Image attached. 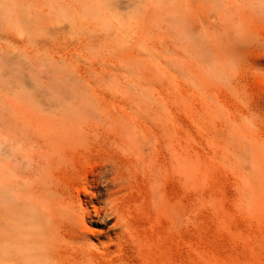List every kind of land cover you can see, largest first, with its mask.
Wrapping results in <instances>:
<instances>
[{
  "label": "bare ground",
  "instance_id": "6f19581e",
  "mask_svg": "<svg viewBox=\"0 0 264 264\" xmlns=\"http://www.w3.org/2000/svg\"><path fill=\"white\" fill-rule=\"evenodd\" d=\"M94 1H70L84 47L103 48L89 66L122 72L143 98L93 105L66 85L37 92L18 66L0 72V264H198L199 137L153 64L198 96L207 152L264 212V88L251 92L264 77V0Z\"/></svg>",
  "mask_w": 264,
  "mask_h": 264
},
{
  "label": "rangeland",
  "instance_id": "374dc122",
  "mask_svg": "<svg viewBox=\"0 0 264 264\" xmlns=\"http://www.w3.org/2000/svg\"><path fill=\"white\" fill-rule=\"evenodd\" d=\"M70 1L0 0V5L3 7L6 15L2 19L0 17V72L18 66L26 78L27 76L32 78L35 83L33 89L36 88L37 92H41L42 90L43 93H47L48 95V92H51L52 89H58L66 85L67 90L76 93L78 99L93 105H98L101 101L117 102L118 100L119 102L130 98L142 99L144 95L142 93L143 90L128 81L122 72L115 77L100 78L101 71L99 64L95 63L96 65H92V68L89 66L91 61L96 60L99 51H102L103 48L102 45H97L95 48L84 47L83 39L89 35V31L80 25V19L72 14ZM92 1L95 3L94 0ZM72 21L75 23L72 24ZM100 27L107 28V23L105 21L102 22ZM62 30L63 34L59 36ZM4 47L6 48L5 50ZM11 55L18 56L19 58L15 63L9 64V61L6 63L4 60L11 57ZM43 57L44 59H42ZM153 66L155 67H153L154 75L162 77L164 83L168 84L167 91L169 96H172V99L180 106V113L183 116L182 119H184V133H193L197 139L199 137V149L201 151L200 166L203 170L200 171L199 203L197 206V243L199 242L198 246L201 245L204 248L207 246L209 249L210 247V251L203 247L201 249L199 246L201 257L198 264H206V259L211 260V264H215V261L218 264H222V262H219L220 257H223V263L225 264L228 258H231V255L235 258L232 256L233 260L229 259L228 264L237 261L236 259H239L240 263L243 261L244 264L246 261V264H264V212L262 207L259 213L257 209L258 212L254 209L256 207L250 208V205L245 201H239L235 194L233 172L220 161L216 160L212 154L208 153L210 146L207 143L209 140H204L199 133L200 126L198 123L201 119L202 108L200 111L201 105H199L198 96L186 91L181 93L179 87L175 86V83L171 81L169 76L162 73L158 65L153 64ZM77 70L79 73L81 72L80 74L85 77V80L78 79L77 75L79 76V74H75ZM256 79L253 82L254 91L251 92L258 96L260 95V91L263 90L262 88H264V77L260 80V75H258ZM1 80L0 88L1 83L5 82ZM26 87L20 91L21 94H27L31 90L29 85ZM222 111L223 107L217 104L216 112L221 114ZM203 145H206L208 148L204 149ZM252 167L253 169L255 168L254 165ZM259 207L257 206L258 209ZM244 241L246 242V246L249 244V247L247 246L248 250L251 246L250 251H247V247H244ZM252 242H254L255 246ZM259 244L260 250L256 246ZM236 245H240V249L238 248L237 250L238 246ZM181 248H185L184 242H182ZM213 248L216 250L213 252L215 259H218L214 262ZM233 249L237 252H232ZM205 250L208 253L211 252V255ZM254 250L257 251L255 252ZM258 251L260 252L259 254ZM249 252L252 256L251 259H249ZM204 254L205 256H203ZM207 255L213 257L208 258L209 256L207 257ZM216 255L219 258H216ZM237 262L234 264H239Z\"/></svg>",
  "mask_w": 264,
  "mask_h": 264
}]
</instances>
